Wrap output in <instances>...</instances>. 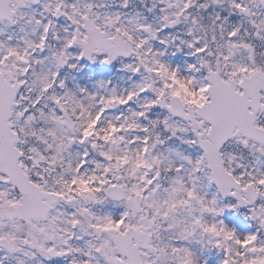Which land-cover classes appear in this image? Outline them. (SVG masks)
<instances>
[{"label":"snow or ice","instance_id":"6c2138e0","mask_svg":"<svg viewBox=\"0 0 264 264\" xmlns=\"http://www.w3.org/2000/svg\"><path fill=\"white\" fill-rule=\"evenodd\" d=\"M0 264H264V0H0Z\"/></svg>","mask_w":264,"mask_h":264}]
</instances>
